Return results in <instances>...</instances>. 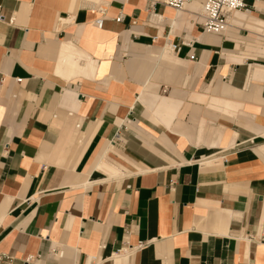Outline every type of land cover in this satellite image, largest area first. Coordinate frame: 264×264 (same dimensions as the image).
I'll use <instances>...</instances> for the list:
<instances>
[{
	"label": "crops",
	"instance_id": "obj_1",
	"mask_svg": "<svg viewBox=\"0 0 264 264\" xmlns=\"http://www.w3.org/2000/svg\"><path fill=\"white\" fill-rule=\"evenodd\" d=\"M200 1L0 0L11 264H264V0Z\"/></svg>",
	"mask_w": 264,
	"mask_h": 264
},
{
	"label": "built area",
	"instance_id": "obj_2",
	"mask_svg": "<svg viewBox=\"0 0 264 264\" xmlns=\"http://www.w3.org/2000/svg\"><path fill=\"white\" fill-rule=\"evenodd\" d=\"M193 0H148V8H152L156 3L163 4L167 7L174 9L175 11L182 10L191 3ZM239 10H247L245 0H201L200 9L197 11V15L201 19V25L203 31L207 33L222 34L229 27L230 16L233 12ZM100 15H103L104 9L99 8ZM116 20H121V15L116 17ZM257 34L264 39V21L258 25ZM182 43H188V41L182 40ZM172 49H176V44H170ZM120 135L114 134L113 142L120 141ZM246 241L254 242L256 244L264 245V220L260 223L259 232L257 235L247 234L243 237ZM150 241H140L134 246L125 249V252L134 253L147 246ZM12 258L8 255L0 254V264H11ZM29 260V259H26ZM166 264V263H161Z\"/></svg>",
	"mask_w": 264,
	"mask_h": 264
}]
</instances>
